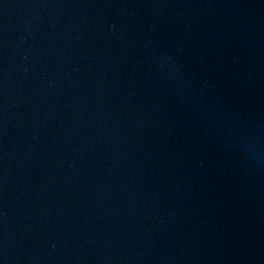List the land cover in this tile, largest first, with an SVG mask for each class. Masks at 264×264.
<instances>
[{
  "label": "water",
  "instance_id": "obj_1",
  "mask_svg": "<svg viewBox=\"0 0 264 264\" xmlns=\"http://www.w3.org/2000/svg\"><path fill=\"white\" fill-rule=\"evenodd\" d=\"M0 264H264V0H0Z\"/></svg>",
  "mask_w": 264,
  "mask_h": 264
}]
</instances>
